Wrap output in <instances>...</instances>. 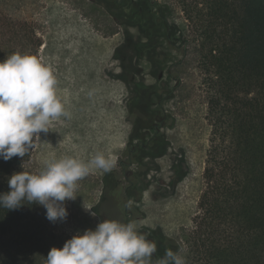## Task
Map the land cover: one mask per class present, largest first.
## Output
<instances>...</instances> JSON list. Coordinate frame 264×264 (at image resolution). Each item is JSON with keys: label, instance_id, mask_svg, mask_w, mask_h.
I'll return each mask as SVG.
<instances>
[{"label": "rangeland", "instance_id": "rangeland-1", "mask_svg": "<svg viewBox=\"0 0 264 264\" xmlns=\"http://www.w3.org/2000/svg\"><path fill=\"white\" fill-rule=\"evenodd\" d=\"M141 1L147 6L148 22L162 25L150 52L138 49L147 41L140 27L118 20L109 10L121 0H0V13L36 26L43 40L39 58L56 76L58 95L70 113V119L54 121L46 134L40 133L28 171H38L46 159L64 154L87 161L103 152L116 160L110 172L95 170L78 182L76 199L64 202L65 221L46 220L55 243L51 247L62 248L77 232L94 230L102 219H116L135 221L156 244L160 235L176 239L182 246L180 254L187 253L184 237L194 228L206 187L212 140L208 94L195 48L187 43L189 27L180 9L171 0L127 3ZM179 79L181 85L170 96ZM141 81L151 92L137 112L150 118L135 140L146 143L155 134L154 126L168 116V127L162 130L168 146L162 158L147 159L145 167L135 163L127 168L128 173L141 175L143 188L139 199L130 202L125 194L129 181L120 163L127 161L135 127L131 109L138 105L135 90ZM161 96L166 102L161 103ZM181 162L183 178L177 181L174 167ZM108 173L114 178L113 197L104 191ZM126 210L133 213L132 219Z\"/></svg>", "mask_w": 264, "mask_h": 264}, {"label": "trees", "instance_id": "trees-1", "mask_svg": "<svg viewBox=\"0 0 264 264\" xmlns=\"http://www.w3.org/2000/svg\"><path fill=\"white\" fill-rule=\"evenodd\" d=\"M171 2L188 23L187 43L194 46L204 75L212 126L206 187L194 228L184 237L187 264H264V0ZM108 7L118 20L140 27L147 41L138 49L154 50L162 25L148 22L144 1ZM42 44L33 23L0 13V60L17 51L39 58ZM157 63L161 69L162 62ZM147 89L137 85L132 116L146 117L137 110L150 95ZM33 151L24 158H0V193L9 191L8 177L14 172L28 171ZM133 176V188H142L141 175ZM105 181L113 197V174ZM23 203L15 210L0 207V264H45L55 244L48 234L46 210ZM160 237L157 256L166 248L182 249L176 239Z\"/></svg>", "mask_w": 264, "mask_h": 264}, {"label": "clouds", "instance_id": "clouds-1", "mask_svg": "<svg viewBox=\"0 0 264 264\" xmlns=\"http://www.w3.org/2000/svg\"><path fill=\"white\" fill-rule=\"evenodd\" d=\"M50 66L27 52L0 60V158H24L54 121L70 119L57 91ZM116 160L96 152L87 161L74 155L51 157L35 172H14L9 191L0 193V207L15 210L27 204L42 206L50 222L65 221L66 200H75L79 184L95 170L110 172ZM94 215V214H93ZM181 250L166 248L153 259L157 244L137 229L135 221L102 219L95 229L77 232L62 248L52 247L45 264H187Z\"/></svg>", "mask_w": 264, "mask_h": 264}, {"label": "flooded vegetation", "instance_id": "flooded-vegetation-1", "mask_svg": "<svg viewBox=\"0 0 264 264\" xmlns=\"http://www.w3.org/2000/svg\"><path fill=\"white\" fill-rule=\"evenodd\" d=\"M92 1L99 2V0H92ZM121 1H125V0H121ZM170 76L172 79V75ZM181 82H182L181 79H179L178 85L171 91L170 96L181 85ZM141 84H145V81H141L140 85ZM146 94H147V91L146 92L144 91L143 97H145ZM164 102H166L165 96H161V103H164ZM147 120L148 119L146 117L141 116V115H138L135 117V120H134L135 127L133 130V135L130 137V140H129L130 142H129L128 150H127V153H128L127 161H121L120 163L124 176L126 180L129 181V186L126 188L125 194H126V199L129 200L130 202L133 200L136 201L139 199L140 190L142 188L140 184L137 189L133 188L134 183L133 181H131V176H133L135 173L134 174H132L131 172L128 173L127 168L133 166L134 160L139 161V165L145 167L147 166V164H145L144 162L147 159L158 160L162 158L165 155L164 148L168 146V140L165 137V135L162 133V130L168 127V116L163 118L160 121V125L154 126L155 134L146 143L140 139L135 140V138L139 137V132L141 128L143 127V125L147 123ZM183 164L184 163L181 162V165H177L174 167V176L177 181H180V179H182L183 177V172H182ZM105 190H106V187L104 188V191ZM128 208H129V205H128ZM125 215L129 217L130 219L133 218V213H129V211L127 210H126Z\"/></svg>", "mask_w": 264, "mask_h": 264}]
</instances>
